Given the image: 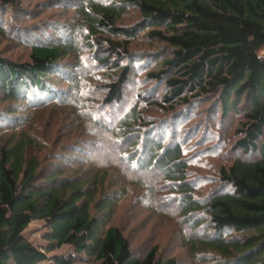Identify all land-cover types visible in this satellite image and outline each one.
Masks as SVG:
<instances>
[{
  "label": "trees",
  "instance_id": "16d2710c",
  "mask_svg": "<svg viewBox=\"0 0 264 264\" xmlns=\"http://www.w3.org/2000/svg\"><path fill=\"white\" fill-rule=\"evenodd\" d=\"M22 1L0 0V36L36 39L28 60L0 54V103L35 101L21 127L0 126V264H178L160 257L158 245L134 254L111 224L122 197L107 192L108 171L86 159L64 163L45 121L54 134L73 136L84 125L95 141L120 143L118 161L157 171L176 194L191 230L184 243L200 264H264V0H62L78 1L68 41L39 38L44 31ZM141 38L160 44L144 60L132 49ZM157 55V69L134 65ZM68 59L72 65L63 66ZM61 66L66 87L55 79ZM123 105L117 121L105 116L104 108ZM156 110L163 116L155 118ZM203 116L201 140L216 129L225 148L241 154L220 166L219 184L200 199L185 144L201 134L193 127ZM226 130H234L233 144ZM35 220L46 222L45 248L24 235ZM64 245L74 253L49 261Z\"/></svg>",
  "mask_w": 264,
  "mask_h": 264
},
{
  "label": "rangeland",
  "instance_id": "374dc122",
  "mask_svg": "<svg viewBox=\"0 0 264 264\" xmlns=\"http://www.w3.org/2000/svg\"><path fill=\"white\" fill-rule=\"evenodd\" d=\"M22 2L23 8L33 10L35 15L34 19L38 23L37 25H40L41 29L44 31L38 32L40 34L39 38L44 37L49 39L50 36V38L57 37L60 40L68 41L69 35L75 32L76 23L79 21L75 8L78 1L23 0ZM33 12H23V14L15 12L16 14L14 15H21L23 18V15H28ZM126 22L130 24V18L126 19ZM143 34L144 33L141 34V37ZM26 39H19L18 35L13 36L12 34L0 36V54L11 58L13 57L14 60H28L30 51L29 46L32 45L36 39L34 35L29 36L28 39H30V41ZM157 45L160 44L157 42H148L141 38L134 43L132 49L134 53L140 52L142 54L140 57L144 60L146 59L144 56L155 50L154 47ZM260 53L264 56V49ZM88 56L90 57V55ZM157 57L158 58L154 56L152 59H149L150 62L147 64H139L141 63L140 59H136L134 65L138 66L139 69L142 68L140 70H144L148 67L150 69H157L161 61L158 55ZM83 60L85 63V57ZM89 61L92 60L90 59ZM72 63L73 62L68 59L62 62V65L69 66L72 65ZM89 70L88 75L96 73L90 68ZM64 71L65 69L61 66V73L57 74L55 78L57 79V83L62 87H66L64 81L67 72L64 73ZM144 76L145 74L139 75V81ZM138 84L140 83L138 82ZM162 88L160 89V93L163 92ZM132 93L136 95L137 91H132ZM38 98V95H35V93L32 95V100H37ZM34 103L35 101L31 102V100H20L16 103H11L8 107L0 103V126L3 127V129L21 127L26 119V115L29 111L28 109ZM125 107L123 105L121 107L115 106L112 109L106 110L104 108V112L108 113V115L105 116L115 117V121H117L119 117L124 114ZM50 110L54 111L53 109ZM197 110L200 111V108L197 107ZM50 113L51 112H43L42 114H44L45 119H48ZM56 116L57 114L53 113L52 118L54 123L57 122ZM153 116L158 118L163 116V114L156 110ZM204 120L205 117L203 116L202 122L200 120L198 124H196V121L194 122L197 127L194 124L193 128L198 129L199 127L201 134L195 136L197 132H193V136H187L185 144V156L191 165L188 168L189 180L197 189L195 191L196 198L200 199L207 197L209 193L215 189L216 185L219 184L216 177L218 176L220 166L229 164L228 158L231 157L232 154L234 156L241 154L238 150L234 152L228 151V149L225 148V143L227 142L226 137L224 136L223 139L220 138L219 140L218 132H215L216 129L214 132L209 129L208 141L201 140L202 129L206 126ZM87 122H89V120ZM58 124L59 122L55 125ZM46 125L45 121L42 127L53 134V139L51 138L52 144L54 148L57 149V156H60L64 160V163L67 162L69 165L79 166L83 163L81 160L86 159L85 163L88 166H100L104 171H108L109 182L106 185L107 192L112 198L114 196L117 198L120 195L122 197L115 206L111 224L119 226L123 230L124 234L130 240L135 255H142L152 246L158 245L159 255L163 259L176 257L178 259V264H200L197 257L191 256L184 243V239L189 238L191 230L182 218L180 207L177 208L179 203L177 200L175 201L174 197H176V194L168 186V182L164 181L157 171L151 170L152 172H148L140 169L137 170L134 166H128L126 161H118V158H120V143H117L114 139L111 141L106 139L104 143L100 142V140L95 141L96 137L92 135L93 133L90 128L84 125L76 136L63 134L64 132H59L57 130H55L54 134V130L48 126L46 127ZM49 125L51 124L49 123ZM55 125L53 126L55 127ZM233 125L235 126V124ZM210 128L214 129V126ZM69 129L70 128H67V131H69ZM224 132L229 139H231V144H233L235 141L232 140L235 138L233 135L234 130H226ZM45 135L47 138L51 137L50 134ZM63 135H65L64 138ZM205 147L207 148L205 149ZM201 157L204 159H201ZM203 161L204 163H202ZM118 162L120 164L123 163V167L127 166V169L125 170L123 167L119 166ZM229 189L230 187L226 186L223 188V191ZM47 231L48 228L45 221L35 220L27 227L24 235L34 245L45 248L48 245L46 239ZM72 253H74V248L70 245H64L48 253L49 261L54 260L57 256H68Z\"/></svg>",
  "mask_w": 264,
  "mask_h": 264
}]
</instances>
